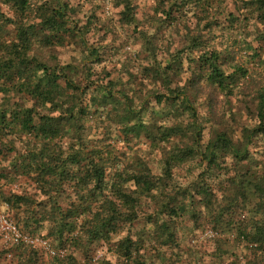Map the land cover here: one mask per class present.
Returning a JSON list of instances; mask_svg holds the SVG:
<instances>
[{
  "label": "rangeland",
  "instance_id": "obj_1",
  "mask_svg": "<svg viewBox=\"0 0 264 264\" xmlns=\"http://www.w3.org/2000/svg\"><path fill=\"white\" fill-rule=\"evenodd\" d=\"M59 1L74 8L79 32L50 43L42 39L39 14ZM124 1L130 2L132 22L120 14ZM26 5L22 10L0 2L17 25L37 28L23 42L26 58L48 71L68 66L63 71L74 89L60 83L73 115L59 119L49 102L22 83L0 78V111L8 117L0 126V264H264V234L252 233L255 226L264 228V205L252 188L245 199L235 191L240 182L250 188L247 181L264 177V133L247 138L264 116V22L256 0H26ZM15 30L0 22V60L11 56L5 44L21 46ZM201 57L217 58L224 74L234 73L232 82L225 87L210 82ZM159 71L167 72L171 89L186 92L194 115L181 97L174 102L166 97L172 93ZM20 109L21 119L29 114L36 127L42 115L54 117L58 135L45 140L39 128L24 131L20 120L12 121ZM140 121L148 129L136 135ZM161 131L170 137L164 139ZM219 136L231 148L209 163L206 149ZM194 140L197 152L183 155ZM177 151L182 158L171 163L169 179L165 163ZM79 153L84 159L71 163V154ZM91 159L106 172L100 191L81 179ZM42 160L65 163L67 177H48L37 167ZM139 172L154 181L151 190L130 177ZM120 182L140 197L137 217L120 205L116 230L93 239L85 227L115 199L112 190ZM167 196L186 204L181 215L157 214ZM53 208L76 214V230L64 231L61 239L53 234ZM4 221L22 236L46 240L55 255L21 237L14 241ZM123 244L130 246L128 255Z\"/></svg>",
  "mask_w": 264,
  "mask_h": 264
},
{
  "label": "trees",
  "instance_id": "obj_2",
  "mask_svg": "<svg viewBox=\"0 0 264 264\" xmlns=\"http://www.w3.org/2000/svg\"><path fill=\"white\" fill-rule=\"evenodd\" d=\"M0 2H12V5H15L17 8L22 10L24 7H27L26 0H0ZM256 3H258L260 12V20L261 22H264V0H256ZM70 11H74V8L71 6H67L66 3H61L60 1L56 6H51L49 8L43 7V9L40 11L41 14H39V17L41 18L40 22L37 24L39 26V31L42 32V39L44 41L50 42V43H63L64 40H66L69 37L75 36L79 32V29H75L74 22L76 21L74 19V16L70 13ZM167 12V11H166ZM123 20L125 22H132L134 21L133 16V10L131 9V5L129 1H124L123 10L120 12ZM2 20H5L9 23H12L15 25V31L16 36L19 41H21V46L19 44H15L14 41H11L7 44H5V48L8 47L9 51L8 53H11V56L7 58L6 60H0V78H9L12 80H16V82L22 83L27 88V91L29 93L35 95L36 97H39L41 101L49 102L51 109L54 111L59 112V119L63 115L72 116L73 115V106L70 108L66 107L63 101V97H65L64 94V88L61 86L60 81L62 80L66 84V88L74 89L72 85V81L69 79V77L66 76L63 70L67 69L68 66H57L58 68H54L50 71L47 70V67L45 64L40 63H32V59L26 58L24 54H26V48L23 46V42L29 41V34L36 32L37 28L36 26L32 25H20L16 24L14 20H12L10 17H8L3 11H1L0 8V22ZM34 27V28H32ZM32 28V30H31ZM31 30V31H30ZM76 30V31H75ZM81 39V38H80ZM85 44V42H84ZM85 48L88 50V53L92 56H96V54L93 52L94 50L89 48L87 44H85ZM204 62V64L207 66L208 69H210V72L208 74V78L210 82L217 83L219 87H225L227 83H231L233 80L234 73L230 74H224V72L220 69V67L217 64V58L211 59L210 57L203 58L201 57ZM32 69H36L41 71V76L35 74V71L32 72ZM159 74L162 75L163 83L166 85V89L169 90V94L172 93V95H167L166 97L168 99H171L173 102L175 99H178L181 97L182 102H184L187 110L192 112V115H194L195 111L192 106V104L188 101L189 98L186 95V92L182 91L181 89L173 88L171 89L169 87V80H168V74L166 71L162 72L159 71ZM110 94V93H109ZM161 97H165V95H162ZM161 99V98H160ZM160 99L158 101H160ZM187 99V100H186ZM131 109L130 107H127V110ZM133 111V110H132ZM29 115V114H28ZM23 115V119H21V109L18 111H15L12 113V121L14 120H20L23 123V130L27 132H36L35 129L39 128L41 129V133L44 134L43 138L45 140L48 138L53 139L58 135L60 128L59 126L54 122V117H44L41 116V121L38 123L37 127L35 125H32L29 121V117ZM7 112L6 111H0V126L4 123V121H7ZM137 131L136 135L140 133L141 130L148 129V126L141 122L137 123L136 125ZM175 130V128H171L170 131ZM247 138L253 136L254 134L258 133H264V116H261L260 122L253 128L249 129L247 131ZM162 137L164 139H167L170 137L169 133H164L161 131ZM37 135H40L39 133ZM147 135L150 137L152 136L150 131H147ZM166 137V138H165ZM195 141V140H194ZM197 144L198 142L195 141L193 143L192 148L189 150H186L183 152L184 154H187L190 151L197 152ZM231 148L230 141L225 138L224 136H219L217 140L210 144L207 149V157L206 161L209 163L216 162L217 158H220L224 155V153ZM46 150V148H44ZM234 150V154L238 156L237 150ZM247 148L246 146L243 149L242 154L246 152ZM179 154V151H177L173 156L170 157L171 161H166L165 165V175L171 178L172 174L169 171L171 168V163L173 165V160L178 161L181 160L182 157ZM80 159H84V156L82 153H79V156L77 154H71V159L69 160L71 163H80ZM183 160V159H182ZM37 167L39 170L44 171L48 177H55L60 176L61 178L67 177L65 172V163L57 165L56 163L52 164H46V162H43L41 164H37ZM87 169V170H86ZM83 174L81 176V179L85 185L92 184L94 190H102L104 187V181L106 179V172L104 171V168L101 165H98L94 163V161L91 159L87 162L85 166V170L82 171ZM44 174V175H45ZM133 178L134 183L137 184L139 187H145L146 190H151L154 187V181L151 180L148 175L139 172L135 176H130ZM129 178V179H132ZM234 177L230 176V180H232ZM261 180H249L246 183L250 185V188H248L245 184L238 185L236 192L239 193V195L245 199L246 198V192L249 189L252 192L255 193L257 196L259 202H262L264 205V177H260ZM236 183L231 181L230 185H235ZM127 186H124L122 182L117 184L116 189L112 190L114 198L113 200L108 201L107 211L104 210V213L100 214L98 213L95 219V222H93V226L85 227L88 234L91 238L95 239L98 237H104L109 235L110 233H113L116 230V221L118 220V217L120 215L119 207L120 205L124 206L126 211L129 213V215L133 218L137 217V211L139 210V196L136 195V197H133L131 192H127L126 189ZM197 189L199 192H203L205 194L209 193V190L207 187H200L197 185ZM134 192V191H132ZM187 192V189L183 191L185 194ZM142 194V193H140ZM148 196H152V194H148ZM154 197V196H153ZM21 199V197H19ZM186 208V204L183 203V201H180L178 204H174L173 199H169L167 196V200L163 199L161 209L157 211V214L162 215L167 214L165 211L168 210V214L171 213L172 216H178L181 215ZM58 208H53L52 213L56 215V218L52 217L50 214L49 217H52L51 219L54 221V228L55 232H53L54 236L57 239H61L63 236L64 231L67 233H72L76 230L78 224L76 223V214L75 211H73L70 208L65 209L64 211L59 210ZM165 212V213H164ZM128 216V214L126 215ZM125 219V218H124ZM130 219V218H128ZM165 225V224H163ZM168 230V227H167ZM167 236L172 235L171 232ZM253 236L260 237L262 234H264V228L262 227H254L253 230ZM244 238L250 239L249 234H242ZM264 236V235H263ZM261 236V237H263ZM260 237V238H261ZM256 238L250 239V241L256 242ZM59 241V240H58ZM128 244H123V248L125 255H128Z\"/></svg>",
  "mask_w": 264,
  "mask_h": 264
},
{
  "label": "built area",
  "instance_id": "obj_3",
  "mask_svg": "<svg viewBox=\"0 0 264 264\" xmlns=\"http://www.w3.org/2000/svg\"><path fill=\"white\" fill-rule=\"evenodd\" d=\"M5 222V225L7 227V229H9V232L12 233V235L10 236L11 239H13L14 241H18L19 238L21 237V241H28L30 244H32L33 246L36 247H40V248H44L46 249L50 254L55 255V251L53 248H50V246L47 244V241L44 239H31L28 238L26 236H22V234H20L16 228V226L10 222ZM3 222V223H4Z\"/></svg>",
  "mask_w": 264,
  "mask_h": 264
}]
</instances>
